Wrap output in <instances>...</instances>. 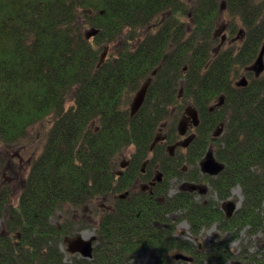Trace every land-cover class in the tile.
Listing matches in <instances>:
<instances>
[{
    "label": "trees",
    "instance_id": "obj_1",
    "mask_svg": "<svg viewBox=\"0 0 264 264\" xmlns=\"http://www.w3.org/2000/svg\"><path fill=\"white\" fill-rule=\"evenodd\" d=\"M221 4L231 34L239 19L242 41L214 51ZM87 27L96 34L87 38ZM118 40L116 52L100 62L103 45ZM263 42L264 0H0V145L18 144L31 126L51 120L16 203L0 191V264H126L140 251L152 253L153 264H264V245L235 251L229 244L241 231L264 237V73L244 70ZM241 76L247 84L236 86ZM147 79L145 99L131 115L132 97ZM187 104L207 128L224 125L214 144L223 164L212 182L217 198L212 192L197 201L186 189L168 196L167 180L177 172L165 168L164 200L151 194L116 200L99 217L93 257L67 252L66 259L60 245L75 223L55 224V213L65 205L85 211L92 200L126 188L115 158L133 147L126 172L135 173L161 123L169 120L173 133L169 118ZM193 147L203 151L206 144ZM234 186L242 200L226 217L221 202ZM180 220L193 238L215 223L220 235L199 249L174 235ZM174 249L193 259L175 260Z\"/></svg>",
    "mask_w": 264,
    "mask_h": 264
},
{
    "label": "rangeland",
    "instance_id": "obj_2",
    "mask_svg": "<svg viewBox=\"0 0 264 264\" xmlns=\"http://www.w3.org/2000/svg\"><path fill=\"white\" fill-rule=\"evenodd\" d=\"M191 1L192 0H188V2ZM220 9L221 16L218 18L215 28L216 39L214 42V51H218L222 48H228L231 46H238L242 41V36L238 33V30H240L241 27L239 19L236 17V19L234 20V24L237 26L235 29V33L231 34L228 28V25L232 22L231 16L228 15V13L225 11V7L223 4H221ZM91 30L92 29L87 27L84 29V32L86 34ZM224 35L226 39L224 42L220 43L221 37ZM92 36L93 35H91L90 37ZM120 44L121 40H118L115 43L104 44L101 51V53H103L105 50L104 59L109 57L112 53L114 54L118 47H120ZM71 104L72 101L69 98L66 102V106H69ZM184 107L185 105L183 106V110ZM175 113V110H173V113L171 114V117L169 119L173 121L175 120L177 124L181 113L177 116ZM175 116L177 117V119ZM167 122H169V120ZM50 124L51 120L49 118H46L31 126L27 132L26 137L20 143L7 147L0 145V162H5V165H0V191L6 189L10 192L9 201L11 204H15L18 199L25 178L28 174L31 162L41 151L43 141L45 139L46 132L50 127ZM132 149L133 147H128L115 158V171L120 168V165L122 163L126 162L127 158L132 152ZM182 188L183 185H181L180 180L170 179L167 195L172 196L175 192ZM116 193L118 192H114L112 195L108 196L104 195L92 200L85 207V211L65 205L62 209L58 210L55 213L52 221L55 224L60 225L64 220H66V218L69 220H73L72 222L75 223L71 229L73 231V235L79 232H82L85 237H88L91 234H96V226L99 217L102 213L105 212V210H107L108 207H112L115 202L113 195H115ZM228 200H232L235 203H238V206L240 205L242 194L239 186H234L231 189V195L230 198L227 199V201ZM4 213H6V211ZM178 217V212H173L170 214V218H172L173 220H176ZM78 223L81 224L82 228H80L79 232L75 233V231H77L76 228L80 226ZM213 226L214 225H211L210 227L200 232L198 240L201 245H205V247H208L215 240V235L218 233V231L217 229H214ZM176 227L177 231H186V233L183 235L184 238L188 236L187 230L189 226L185 220H180V222L176 224ZM228 237L229 233H225L222 235L223 239H228ZM245 243L249 244V249L251 251H255L260 246L264 245V237L262 236V234L258 233L251 236L250 238H247L245 231H241L238 238L231 239L229 242L230 247L235 251L240 248L241 244ZM60 249L65 252V258L68 259L70 253H67L64 243L60 245ZM153 262L154 257L152 253L141 251L134 254L126 264H153ZM204 264L216 263L205 262Z\"/></svg>",
    "mask_w": 264,
    "mask_h": 264
},
{
    "label": "flooded vegetation",
    "instance_id": "obj_3",
    "mask_svg": "<svg viewBox=\"0 0 264 264\" xmlns=\"http://www.w3.org/2000/svg\"><path fill=\"white\" fill-rule=\"evenodd\" d=\"M248 67H246L244 70L252 71ZM261 73H264V70ZM219 105L220 104L215 103L212 107H210V110L215 108V106H219ZM188 106H192V105L187 104L184 107V110L181 112L180 118L177 121L176 128L173 133L169 132L170 129L168 128L169 126L168 122L165 121L161 123L157 131V134L154 140L152 141V143L154 142V146L155 145L159 146L160 148L159 153L161 150H163L162 148H164V153L166 154L164 157H161L159 153L157 154L156 151L155 158H153V154H152L153 148L151 149V145H152L151 143L148 150L149 153L140 162L135 173L130 174L126 172L131 164V153L127 158L126 162L122 163L120 165V168L115 171V173L118 176H123L126 174V176L123 178V182L125 184L128 183L126 188L117 191L118 193L113 195L115 201L120 199H131L133 195H139V194H143V195L151 194L154 195V198L160 201L164 200L162 189L165 185L164 184L166 178L165 168L171 170L172 173L174 172V170L177 172V174H173V175L171 174L172 176L167 180L168 186L170 179L180 180L181 185H183L182 189L189 190L193 194L194 199L197 201L207 200L212 192L214 198L215 199L217 198V192L213 190L212 182L222 171L223 164L215 156L214 144L216 143V140H219L220 136L222 135L224 125L223 123H218L212 129L211 127L207 128V126L201 122L199 112L195 107H193L196 110L195 118L186 114L185 111H186V107ZM181 119L184 121L183 133L178 131V122ZM205 132H207V135H209L207 140L201 138V135H206ZM169 135L172 136L170 137ZM203 141L206 144V148L203 151L199 148L193 147L196 142L202 143ZM209 157L213 158L216 163L222 165V169L215 174L206 172L202 168V162ZM191 185H196V187L194 189H191L189 187ZM180 190H178L174 194H177ZM225 202L226 200L221 202L222 204L221 209L224 211V213H225V208H224ZM114 204L112 205V207H108L107 209L113 208ZM153 223L158 224L160 227H164V225L166 224L160 222H153ZM213 225H214L213 226L214 229H217L218 231L217 224L215 223ZM175 228H176L174 233L175 236L197 242L199 249L204 248L205 245H201V243L198 240L199 236L196 238L191 237L189 233V227H188V236L186 238H184L183 236L186 233V231H177V227ZM218 235L219 232L215 235V238H217ZM170 254L175 260L181 259V258L180 259L175 258L174 255L176 254H183L185 256H188L190 260L193 259L192 256H189V254H186L182 251H177V249L172 250ZM181 260H185V259H181ZM190 260H185V261H190Z\"/></svg>",
    "mask_w": 264,
    "mask_h": 264
},
{
    "label": "water",
    "instance_id": "obj_4",
    "mask_svg": "<svg viewBox=\"0 0 264 264\" xmlns=\"http://www.w3.org/2000/svg\"><path fill=\"white\" fill-rule=\"evenodd\" d=\"M96 32L97 31L95 29H92L90 32L86 33V37L89 38L91 35H95ZM224 39H225V37L222 36L221 42H223ZM263 54H264V42L261 46V49H260L256 59L248 67L250 70L254 71V74L256 76H258L264 70ZM104 56H105V50L101 54L100 62H102L104 60ZM154 73H155V71H153V74ZM149 83H150V79L145 80L143 82V84L141 85V87L133 95L131 103H130V114L131 115L136 113L138 111V109L141 107V105L145 99V95H146V91H147V88L149 86ZM246 84H247V79L245 76L240 77L235 82L236 86H245ZM223 100L224 99L221 96L218 100V104H222ZM185 112H186V114L192 116L193 118L196 117V110L192 106L186 107ZM183 124H184V121L182 119L179 120L178 131L181 133L184 132ZM153 146H154V142L151 145V149L153 148ZM202 168L206 172H209L211 174H215L219 170L222 169V165L216 163L213 158L209 157L202 162ZM189 187L191 189H194L196 187V185H191ZM237 206H238V203H235L232 200L226 201L225 205H224L226 216L230 217L233 214L234 210L237 209ZM95 239H96V236L94 234H91L90 236L85 237L83 235V233L80 232L79 234H77L73 237L66 236L64 238V242L66 243V249L68 252L74 253V254L79 253L81 256H83L85 258H91L92 257L93 242ZM174 257L177 259L181 258V259L189 260V257L185 256L183 254H176V255H174Z\"/></svg>",
    "mask_w": 264,
    "mask_h": 264
},
{
    "label": "bare ground",
    "instance_id": "obj_5",
    "mask_svg": "<svg viewBox=\"0 0 264 264\" xmlns=\"http://www.w3.org/2000/svg\"><path fill=\"white\" fill-rule=\"evenodd\" d=\"M239 34H241V30L239 31ZM241 36H242V34H241ZM188 231V230H187ZM84 235V234H83Z\"/></svg>",
    "mask_w": 264,
    "mask_h": 264
}]
</instances>
